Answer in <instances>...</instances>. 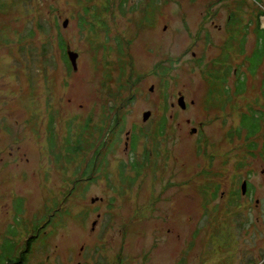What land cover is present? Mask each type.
I'll return each mask as SVG.
<instances>
[{
	"label": "rangeland",
	"instance_id": "1",
	"mask_svg": "<svg viewBox=\"0 0 264 264\" xmlns=\"http://www.w3.org/2000/svg\"><path fill=\"white\" fill-rule=\"evenodd\" d=\"M137 2L128 0L120 6L117 0H0V119L6 117L13 129L8 135L0 132V242L13 239L17 251L26 238L35 236L22 264H264L261 161L239 147L216 178V153L223 157L233 145L217 146L216 135L228 124H237L239 110L248 105L264 108V54L251 72L249 57L243 58L236 46L221 49L216 60L220 53L216 42L227 38L224 28L230 14L236 17L230 19L235 29L236 19L241 20L239 26L247 24L244 51L249 55L255 44L254 22L264 26V0H152L154 7L146 15ZM59 38L78 53L81 73L66 66ZM103 60L109 63V78L104 89L97 90ZM216 62L228 68L216 71ZM220 76L243 77L246 83L232 102L231 114L223 121L209 120V109L212 113L223 101L206 90L216 88L212 79ZM180 92L187 103L185 111L177 107ZM95 99L105 102L94 107L90 123L116 125L120 133L105 155L102 169L108 178L94 168L88 184L81 179L71 190L92 150L85 154L83 149L69 166L54 164L44 139L47 111H60L54 124L59 149L68 127L70 142L87 139L86 129L91 128L84 127L91 106L87 103ZM171 102L174 108L168 106ZM170 113H174L172 121L168 116L172 130L155 136L153 170L144 165L133 184L124 183L118 167L130 159L124 132L132 126L140 135L139 126L149 131ZM26 116L36 119L32 127H22ZM200 120L201 131L210 140L206 149L200 137V144L195 143ZM143 139L134 156L139 160L143 145L150 144ZM169 149L181 168L173 180L190 177L188 184L166 183L173 170ZM235 157L245 161L234 165ZM39 160L41 175L35 171ZM200 167L215 172L200 175ZM246 169L252 195L241 199V206L225 204L227 197L221 199L220 190L215 191L216 182L223 189L231 181L236 186ZM126 173L132 171L126 168L122 175ZM119 186L122 194L117 192ZM214 193L221 201L218 212ZM169 194L173 201H159L163 209L152 210L159 195ZM257 203L259 210L254 207ZM12 228L16 233L9 234Z\"/></svg>",
	"mask_w": 264,
	"mask_h": 264
},
{
	"label": "flooded vegetation",
	"instance_id": "2",
	"mask_svg": "<svg viewBox=\"0 0 264 264\" xmlns=\"http://www.w3.org/2000/svg\"><path fill=\"white\" fill-rule=\"evenodd\" d=\"M151 1L152 0H139V2H137V5L138 4H142V6H145L146 4H149ZM224 29H225L224 31H226V33H227V38L224 39V41L222 43H220V42L217 43L216 42V45L218 46V48H220L219 49L220 53H219L218 56H216V60L222 56L221 49L224 50V49L227 48V46H235V44L237 43V42H235L236 41V37H235V33L236 32L234 31L233 25H231V23L227 22ZM230 40H232L233 42H231ZM231 43H233V44H231ZM230 54L231 53H229V55ZM229 55H228V58H229ZM245 57H246V55L243 58H245ZM130 58L132 60V57H130ZM228 58H227V60H228ZM131 60H130V64H131ZM66 66H67V64H66ZM225 66H227V65L220 64V63L216 62V69L217 70H218V68L227 69L228 66L227 67H225ZM102 67H103V65H102ZM249 68H250V62H249ZM78 70L81 73L80 68H78V63H77L76 69H74L71 66V72L76 73V72H78ZM105 74L106 73H105V69H104L103 73H102V75L100 76V79H99L100 82L96 85L97 86V88H96L97 90L98 89H104L103 87L106 86L105 82H104V81H107ZM46 76H47V80H48V74H46ZM212 81H214L213 84H216V88L214 87L213 89H210V87H208L207 90H206V94L207 93L211 94L212 98H215L218 101H223V103H222L221 107H219L217 109H214L212 113H211L210 109H209V112H207V113L209 114V120H211V117H212V119H215V120L220 119V121H223L224 117H226V115H228V114H231V111H233L235 104H232V102L235 101L234 99H235V97L238 94H241L244 91L243 86L246 83V81L243 79V77H241V78L235 77L232 80L230 78H226V77L225 78L216 77V78H213ZM262 81H263V77H262ZM228 82H230L231 84L229 85ZM215 90H216V96H213V94H215ZM178 95H179V97L180 96L182 97V93L181 92ZM201 96H204V95H201ZM68 101H71V99H68ZM58 102H59L58 103L59 106H61L63 104L61 101H58ZM104 102H105V100L101 101V99H95L93 103H91V102L87 103L88 105H91V106L89 107V111H88V114H87L88 116H87L86 121H85V127L86 128H90L91 127V128L90 129H86L87 131H89V134L87 135L86 142L83 143V144L85 146V148H84L85 149V154L89 153V150H92V151H91L89 157L87 158V160L85 161V165L83 166V169L80 171V173L78 175H77L75 169H73L71 174H75V176L76 175L77 176L75 177V179L72 180V186L70 187L71 190H73V188H76V183L78 181H80L81 179H84V182L86 184H88L89 181H91L94 178V177H91V175H90V174L94 175V173H95L94 168L98 171L99 175H103L105 179L108 178V172L103 171V169H102L103 164L105 162V155L108 152V149L110 150L111 146L113 145V143L117 140L118 134L120 133V128L121 127H118L116 125H112L110 128L108 126L107 127H101V126L95 127V125L90 123L92 121V116L94 115V109H95L94 107H96V106L99 107V108L103 107L104 106ZM48 103L50 104V102H48ZM174 104L175 103L171 102V104H169L168 106L171 105V107L174 108ZM79 106L82 107L83 104H80ZM177 107L180 110H183V111L188 109L187 108V103L185 102L184 98H183V104H179L178 103V99H177ZM248 107H249L248 109H244V110L241 109V110L238 111L239 117H238V121H237L236 125L230 123V124L227 125V128H225L223 131H221L219 134L216 135V145L219 146V147H222V145L226 144V142H229V144L233 143V145L230 146V148H228L223 153V157H217L219 154L216 153V160L218 162L217 166H216V178H218V176L222 173L221 172V167H224L226 165L228 157L230 155H232V153H233V155H235L236 149L237 148L239 149V147H242L249 154L250 153H254L256 155V158L261 161L260 163H262V164H260L261 165V169L259 171L264 174V108H256L255 109V108H252L251 105H248ZM225 108L227 109V113H223L222 112V111L226 110ZM176 111L177 110L174 109V112H176ZM7 112L9 114L12 111L9 110ZM59 113H60L59 110H56L55 112H51L50 109H48V111H47L48 118L46 119V127H45V131H44V133H45L44 139L47 142V148H48L49 154L51 153L50 155L52 156V159L55 160L53 163L54 164H59L60 162H62L65 166H69V165L73 164L74 161L72 160L68 164L67 162H65L61 158L55 157V155H53V153H54L53 149L56 150V151H59L63 147L61 145H63L65 138H67L68 141H71V137H72L71 136V133H72L71 132V128L68 127V129L66 130V134L64 136V139H63L62 142H60L59 149L55 147V144L52 147L49 145L50 136L57 137L56 131H55V128H54V124L56 122V118L59 115ZM8 114H6L4 116H7V118H8ZM242 114H249L253 118H256L258 120V125L256 127H254V128H250L248 130L245 127H241L240 126V116ZM51 115L53 117V122H52L53 125H52V128H51L52 132H51V130L48 129L49 117ZM168 116L171 118V121H172V118L174 117V113H170V114L167 115V122L169 121V117ZM35 120L36 119H33L30 116L23 117L24 125L22 127L24 128L25 126L28 127V126L34 125ZM171 121H169L170 123H168V125H165L163 127H159L158 125L149 127L148 128L149 131H146L147 130L146 126L141 125V126H139V130H141L140 131V135H139V133H137L138 129L136 130L132 126L128 130H126L124 132L125 133V136H124L125 140L123 141V143H125L124 144L125 145V152H126V154H128L127 156H129L130 159L126 160L125 163L127 165H131L133 163L134 164L135 163H141L142 168H143L142 171H141L142 173H143V170L145 169L144 165H145V167H149L151 170H153L154 164L156 163L155 158L157 160V156H156L157 152H156V149L154 148L155 136H158V134H164L165 130L168 131V132L171 131L172 128H173V125L171 124L172 123ZM186 121L188 122L189 120L187 119ZM201 121L202 120L197 122V124L199 126V128H197V130L200 132V136L197 135V139H196L197 141L195 143H196V146H198V144H200V142L198 143V140H199V137H200L201 141H202L201 142L202 143V148L206 149L207 147H210V140L201 131L202 128H203ZM9 124H10V122L6 119V117H3L2 119H0V132H3V133L5 132L8 135L7 132L13 130V129H10L8 127ZM160 129H164L163 132H160L161 131ZM14 131L17 133V136H20L21 138H24V139L26 138V135L21 136V134H19L17 130H14ZM51 133H52V135H51ZM99 133H103L100 139L98 138ZM144 133H149V134L147 136H141ZM173 133H175V132H173ZM37 137L38 138L40 137L39 133L37 134ZM143 137L146 138V140H148V142L150 144L149 145H147V144L143 145L144 148H143V151H141L142 156H141V159L139 160L138 158H136L134 156H136L137 148L139 146V141L141 139L144 140ZM21 138H19L17 141H21L22 140ZM38 138H37V142L36 143H40L41 144V141ZM74 142H76V141H73L72 143L74 144ZM4 146L2 147L1 150H3ZM171 152H172V150L169 149L170 159L173 162L172 163L173 164L172 165V169L173 170H171L169 172V174H168V177H166V183L170 184V185H173V186L176 185V184H179V186L188 184L190 182V179H192L190 177L189 178H185V179H181L178 183L173 180V176L176 175L177 169H181V168L178 167L177 157H171ZM166 154H167V152H166ZM159 160L162 161L161 159H159ZM209 160L211 161V158H209ZM238 161L242 162V161H245V159H242V157L237 159L235 157L234 165H236ZM120 162H123V161H120ZM120 162L118 163V167H119ZM38 165L39 166H37L35 168V171L38 172L39 175H41L42 174L41 170L43 168V164L41 163V160H39ZM162 165L163 166L161 168L163 169L165 165L163 163H162ZM183 165L186 166V163H183ZM236 169H237V166H236ZM84 170H86L85 176L83 174ZM151 170H150V172H151ZM198 170H199L200 175H204L205 173H208V175H209V174L215 172L213 169H205V168H202V167H200V169H198ZM239 171L240 170H237V173H239ZM135 172H136V170L133 171L132 175H136ZM242 174H244V176H242V177L240 176L239 177V183L236 186H235V183L233 184V186H231V184H232V181H231V183L229 184L227 189L221 188V185L218 184V182H216V191L220 190L221 199H224L225 197H227V200H226L225 204H227L228 202H231L233 204V207L241 206V201L240 200L243 199V198H246V197H250L252 195V193H251L252 186H251V183H250L249 179L247 178L248 174H249V170L246 169L245 172H242ZM122 180L124 181V179H122ZM202 182H204V181H202ZM124 183H126V182L124 181ZM117 192H118V194H122L123 193L122 192V186L118 187ZM197 192H200L201 193V197L203 198L202 192L200 190H198ZM172 197H173V194L172 195L169 194L168 197L159 195L157 197V199H155L152 202V210L155 209V210L158 211L159 209H163V208L159 207L158 202L159 201H165V202L166 201H169V202L173 201ZM204 201L206 203L208 202V200L207 201L204 200ZM255 201L257 202L258 200H255ZM250 207L251 206L248 205L247 209L249 210ZM254 207L257 210H259V203L255 204ZM219 208H221V201H220V199H217V195H216V212L219 211ZM229 213L233 214L231 212V210L229 211Z\"/></svg>",
	"mask_w": 264,
	"mask_h": 264
},
{
	"label": "trees",
	"instance_id": "3",
	"mask_svg": "<svg viewBox=\"0 0 264 264\" xmlns=\"http://www.w3.org/2000/svg\"><path fill=\"white\" fill-rule=\"evenodd\" d=\"M127 1L128 0H117V4L118 5L120 4V6H123L126 4ZM255 1L259 2V0H255ZM152 6L154 7V4H152V1H151L149 4H146L145 6L141 7V9H142L141 12L143 14L146 12L148 13L149 12L148 8L152 9L153 8ZM261 13H262V10H259L257 15H260ZM146 14H144V15H146ZM94 18H96V17H94ZM231 18H233V20H235L234 18H236V17L229 14V19H231ZM229 19L227 20L228 23H230ZM236 20H237V23L235 24L236 29L234 28V31L236 32L235 33V37H236L235 42H237V43L235 44V46H237V48L240 49L239 53L240 54L242 53L241 55L245 56L244 38L246 35L245 33L247 30V24H243V25L239 26L240 25L239 22L241 20L240 21H238V19H236ZM81 21L83 22L84 20L81 19ZM231 25H233V24H231ZM237 29H240V31H238ZM253 32L255 35V44H254V47H253L251 53L248 56L246 55V57H249L248 60L250 62V67L252 68L251 72L253 71V67H255V65L259 61L260 56L264 54V26H260V24H259V22H257V20L254 22ZM230 41L233 42L232 40H230ZM58 42H59L60 48L63 50V52H62L63 61L65 62V64H67V66L69 68L70 66H72V64L70 63L68 56L66 54V47L68 44L67 43L65 44L61 38H59ZM118 44L120 45L119 42H118ZM231 44H233V43H231ZM103 63L105 66V73H106L105 75H106V79H107V81H106V84H107L108 78H109V68H108L109 63L107 62V60H103ZM216 71H217V69H216ZM220 77L225 78L224 76H220ZM263 84H264V75H263ZM213 88H214V86L212 85L210 87V89H213ZM166 121L167 120H166L165 116L162 115V117H160V119L158 120L157 125L159 127H163V125L166 124ZM52 122H53V117L51 115L49 117V123H48V129L49 130H51V128H52V125H53ZM257 125H258V120L256 118H253L249 114H242L240 116V126L241 127H245L248 130L250 128L256 127ZM84 127H85V125H84ZM160 130H161L160 132H163L164 129H160ZM51 132H52V130H51ZM51 135H52V133H51ZM55 139H56L55 136H50L49 145L51 147L55 144ZM85 142H86V139L85 140H76V142H74V144H75L74 145L72 142L68 141L67 138H65L63 145H61L63 147L57 153L54 152L53 155H55V157H57V158H61L62 160H64L65 162H67L69 164L72 160L75 161L76 157L79 156L80 153L83 151V149L85 148L83 143H85ZM126 168H128L130 171L136 170V172H135L136 175H132L133 171H132V174L126 173V177H125V175H122L125 173ZM142 169L143 168H142L141 163H135V164L133 163L131 165H127L125 162L124 163L120 162V164H119L120 177L122 176L121 177L122 179L125 178L124 181L126 183H129V184H133V181L136 179V177H138V175L141 173ZM83 174L85 176L86 170H84ZM209 175H212V174H209ZM214 197L216 198V193H214ZM203 205L206 206V203L204 202ZM8 232H9V234L10 233H12V234L16 233V231L13 228L8 229ZM36 234H37V232H36ZM41 236H43L42 232L40 235H38V237L40 238ZM35 239H36L35 236H29V238H26L23 241V245H22L23 247L20 249H17V251H16L15 247H14L13 239L4 238L0 242V264H22V262L26 258L25 256L27 255L28 246H29L30 241L35 240Z\"/></svg>",
	"mask_w": 264,
	"mask_h": 264
},
{
	"label": "water",
	"instance_id": "4",
	"mask_svg": "<svg viewBox=\"0 0 264 264\" xmlns=\"http://www.w3.org/2000/svg\"><path fill=\"white\" fill-rule=\"evenodd\" d=\"M65 22H66V19L64 21V24H65ZM66 54L68 56V59H69L70 63L72 64V67L74 69H76V67H77V64H76V56L78 55V53L76 51L72 50L69 45H67V47H66ZM150 90H152V87L150 88ZM178 99H179L178 102L181 103V101H182L183 98L180 96ZM148 114H149V111L145 112L142 115V119L145 120L147 118V115Z\"/></svg>",
	"mask_w": 264,
	"mask_h": 264
}]
</instances>
